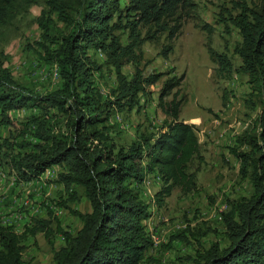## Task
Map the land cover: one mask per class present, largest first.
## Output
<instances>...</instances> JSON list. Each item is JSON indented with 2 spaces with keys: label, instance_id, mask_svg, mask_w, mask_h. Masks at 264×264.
Returning <instances> with one entry per match:
<instances>
[{
  "label": "trees",
  "instance_id": "trees-1",
  "mask_svg": "<svg viewBox=\"0 0 264 264\" xmlns=\"http://www.w3.org/2000/svg\"><path fill=\"white\" fill-rule=\"evenodd\" d=\"M39 1L0 0V33ZM260 2L262 12L255 14L253 23V12L242 0L234 24L243 38L236 53L245 72L264 80V0ZM46 4L39 18L46 41L55 17L71 26L66 13L71 9L80 12V20L60 41L38 43L45 51L44 61L57 66L61 84L45 95L34 92L15 81L4 67L7 57L0 53V126L16 123L12 112H31L20 123L21 135L14 142L4 139L0 151L8 150L6 164L20 182L37 181L47 170L62 167L57 183L64 186L67 198L58 205L79 218L81 227L73 234L59 223L54 230L52 219H35L19 234L0 216V264H26L25 240L40 233L51 245L55 264H167L154 255L159 244L145 224L152 213L140 189L148 176L161 181L155 195L160 209L176 189L185 195L198 191V172L205 159L196 127L180 118L185 76L174 75L163 83L159 102L169 119L159 133L143 135L130 147L118 148L110 134V120L116 114L140 112L142 98H151L150 88L166 76L144 75L140 26L154 28L148 41L167 34L168 44L162 52L167 58L183 21L194 11V0H127L125 7L121 0H46ZM122 29L132 39L127 45L116 35ZM91 50L105 52L106 65L116 75L117 85L110 93L104 94L96 83L104 66L89 54ZM215 57L223 67L228 65L224 56ZM126 65L134 67L133 75L123 71ZM175 90L173 99L165 101ZM235 144L230 152L240 164L241 179L250 181L253 193L230 201V210L222 214L227 247L215 241L204 248L202 240L209 229L188 227L170 239L169 246L176 240L197 244L193 259L189 258L193 264H264V101L253 127L237 136ZM81 193L91 207L85 213L70 206L81 202ZM49 213L54 216L53 211ZM56 235L65 240L58 248Z\"/></svg>",
  "mask_w": 264,
  "mask_h": 264
},
{
  "label": "rangeland",
  "instance_id": "rangeland-1",
  "mask_svg": "<svg viewBox=\"0 0 264 264\" xmlns=\"http://www.w3.org/2000/svg\"><path fill=\"white\" fill-rule=\"evenodd\" d=\"M245 2L248 10L253 12L250 21L255 23V14H261L262 4L260 0ZM121 4L127 6V0H121ZM194 4V11L183 21L181 33L172 42L173 51L167 58L162 55L163 47L168 44L167 34L159 40L148 41L146 37L154 32V28L140 26L141 39L144 40L141 46L144 75L165 73L166 76L150 88L151 98H142L140 112L116 114L110 120V134L118 148L130 147L143 135L159 133L169 119L159 102L163 83L174 75L185 76L180 88V98H185L180 118L196 127L205 159L198 172V191L185 195L176 189L160 209L156 206L155 195L162 182L151 175L140 189L141 197L152 213L145 224L159 244L154 255L167 264H193L189 258L193 259L196 253V243L186 245L176 240L169 246L170 239L188 227L210 230L202 240L204 248H209L215 241L223 247L229 245L222 214L230 210V201L250 197L253 193L250 181L241 179L240 164L229 148L236 146L237 136L253 127L264 101V80L246 73L242 59L236 53L243 38L234 19L240 14L242 0H194ZM47 6L46 0H40L0 33V53L7 57L4 67L10 70L16 82L41 95L57 90L61 82L57 66L44 61L45 51L38 43L51 45V41H60V36L68 35L75 21L80 20V12L72 9L66 13L72 19L71 26L55 17L54 28L46 41L39 18ZM125 22L124 19L122 25ZM116 35L120 36L123 45L132 41L125 29L117 31ZM89 54L104 66L101 76L96 78L97 85L104 94L110 93L117 83L113 69L106 65L105 52L91 50ZM215 54L224 56L228 65L223 67ZM123 71L131 76L134 67L126 65ZM175 92L165 101L170 102ZM29 114L31 112L26 110L10 113L16 123L0 126V145L4 139L14 142L21 135L20 123L25 122ZM7 151L6 148L0 151V216L3 223L13 225L16 232L22 234L35 219H52L54 230L59 223L65 230L76 234L81 227L79 218L58 205L67 198L64 186L57 183L62 167H56L57 171L48 170L37 181L20 182L6 164ZM197 166L198 163L194 167ZM81 195V202L70 206L85 213L91 207ZM49 210L53 211V217ZM54 239L57 248L65 244L61 235ZM25 246L26 264H55L45 234L29 237Z\"/></svg>",
  "mask_w": 264,
  "mask_h": 264
},
{
  "label": "crops",
  "instance_id": "crops-1",
  "mask_svg": "<svg viewBox=\"0 0 264 264\" xmlns=\"http://www.w3.org/2000/svg\"><path fill=\"white\" fill-rule=\"evenodd\" d=\"M56 167H58V166H56ZM56 167H53V168H51L50 170H56V169H55ZM56 171H57V170H56Z\"/></svg>",
  "mask_w": 264,
  "mask_h": 264
},
{
  "label": "clouds",
  "instance_id": "clouds-1",
  "mask_svg": "<svg viewBox=\"0 0 264 264\" xmlns=\"http://www.w3.org/2000/svg\"><path fill=\"white\" fill-rule=\"evenodd\" d=\"M50 170V169H49ZM48 171V170H47Z\"/></svg>",
  "mask_w": 264,
  "mask_h": 264
},
{
  "label": "bare ground",
  "instance_id": "bare-ground-1",
  "mask_svg": "<svg viewBox=\"0 0 264 264\" xmlns=\"http://www.w3.org/2000/svg\"><path fill=\"white\" fill-rule=\"evenodd\" d=\"M29 205V204H28Z\"/></svg>",
  "mask_w": 264,
  "mask_h": 264
}]
</instances>
